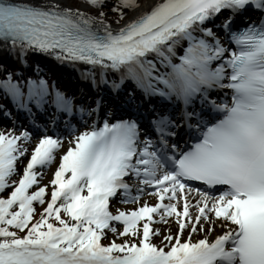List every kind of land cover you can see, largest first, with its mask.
Wrapping results in <instances>:
<instances>
[{"label": "snow or ice", "instance_id": "1", "mask_svg": "<svg viewBox=\"0 0 264 264\" xmlns=\"http://www.w3.org/2000/svg\"><path fill=\"white\" fill-rule=\"evenodd\" d=\"M0 49L84 64L95 93L0 65L33 129L0 131V264H264V0H0Z\"/></svg>", "mask_w": 264, "mask_h": 264}, {"label": "rangeland", "instance_id": "2", "mask_svg": "<svg viewBox=\"0 0 264 264\" xmlns=\"http://www.w3.org/2000/svg\"><path fill=\"white\" fill-rule=\"evenodd\" d=\"M0 60H1V58H0ZM52 170V169H51ZM51 170L50 171H48V172H43V178H42V180H41V185H47V190L46 191H48V186H49V177H50V174H51ZM45 175H46V177H45ZM42 176V175H41ZM35 190V188H31L29 191H34ZM8 191L10 192L11 191V189L9 188L8 189ZM160 238H154V240L156 241V242H158V240H159Z\"/></svg>", "mask_w": 264, "mask_h": 264}, {"label": "trees", "instance_id": "3", "mask_svg": "<svg viewBox=\"0 0 264 264\" xmlns=\"http://www.w3.org/2000/svg\"><path fill=\"white\" fill-rule=\"evenodd\" d=\"M114 18V14H110L109 15V20L111 21V19H113ZM8 70H10V71H13V72H16V70H14V68L12 67V66H5ZM41 71H44V72H46V73H48V74H50V75H53V71H50V70H47V69H45V68H43V67H41L40 66V68H39ZM3 74H0V77L2 76Z\"/></svg>", "mask_w": 264, "mask_h": 264}, {"label": "bare ground", "instance_id": "4", "mask_svg": "<svg viewBox=\"0 0 264 264\" xmlns=\"http://www.w3.org/2000/svg\"><path fill=\"white\" fill-rule=\"evenodd\" d=\"M8 52L7 51H5V50H3V49H0V55L2 56V57H5V54H7ZM85 69L88 67V66H85V65H82ZM84 71V70H83ZM147 197V196H146ZM150 198H154V197H148L146 200L149 202V199ZM122 210H126V208H121ZM175 230V229H174ZM201 236L203 235V234H200ZM214 235L215 234H212V235H210L209 236V239H212V238H214ZM200 237V236H199Z\"/></svg>", "mask_w": 264, "mask_h": 264}]
</instances>
